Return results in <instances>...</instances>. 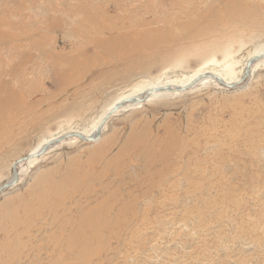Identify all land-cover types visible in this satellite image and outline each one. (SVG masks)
Segmentation results:
<instances>
[{"label":"rangeland","instance_id":"374dc122","mask_svg":"<svg viewBox=\"0 0 264 264\" xmlns=\"http://www.w3.org/2000/svg\"><path fill=\"white\" fill-rule=\"evenodd\" d=\"M86 1L111 16L96 25L103 35L73 13ZM0 19V84L16 96L0 126V187L16 160L47 140L90 135L133 90L204 71L241 81L264 49V0H0ZM18 170L0 195V243L14 256L2 264L54 263L81 212L109 194L127 212L88 264H264V60L238 88L208 80L128 105L98 141L68 139ZM59 183L67 201L38 215L32 204L12 228V211Z\"/></svg>","mask_w":264,"mask_h":264},{"label":"bare ground","instance_id":"6f19581e","mask_svg":"<svg viewBox=\"0 0 264 264\" xmlns=\"http://www.w3.org/2000/svg\"><path fill=\"white\" fill-rule=\"evenodd\" d=\"M84 2V1H83ZM234 2V1H233ZM245 4H246V1H243ZM92 4V3H91ZM90 3H88L87 1L85 3H82V4H79L77 5L76 9L73 11V13H78L80 14V18H81V21H80V26L87 31H94L95 32V35H103L104 32L102 29H99L96 25L98 22H101V21H109L111 19V16L107 13V10L104 8V7H95L93 5H91ZM236 5H239L238 4H235ZM242 5V4H241ZM71 13V12H70ZM74 15V14H73ZM70 17V16H69ZM131 18V17H130ZM1 21V19H0ZM129 21V20H128ZM124 22V21H123ZM122 22V25H125L126 24H123ZM131 22V21H130ZM129 22V23H130ZM4 23V20L3 22ZM7 24V23H6ZM5 24V26H7ZM11 24V23H10ZM50 24V23H49ZM52 24V23H51ZM78 24V25H79ZM54 25V24H53ZM11 26V25H10ZM14 26V25H13ZM51 26V25H50ZM49 26V27H50ZM80 26H77L75 29L76 32H79V31H83L82 28H80ZM9 27V26H8ZM53 27V26H52ZM16 29V27H15ZM74 29V28H73ZM112 31L115 32L116 31V25L113 24L112 26ZM14 30V29H13ZM38 31V30H37ZM13 32V31H12ZM16 32V31H15ZM36 32V31H34ZM41 32V31H39ZM3 34V32H1ZM5 33V32H4ZM9 33V32H8ZM17 33V32H16ZM14 33V35L16 34ZM88 33V32H87ZM205 33V31L203 32ZM11 34V32H10ZM9 34V35H10ZM31 34V33H30ZM89 34V33H88ZM87 34V35H88ZM19 35V34H18ZM34 35V33H33ZM1 38L3 39V35H0ZM30 36V35H29ZM8 37V36H7ZM32 37V36H31ZM35 37V36H34ZM10 38H13L10 37ZM36 38V37H35ZM15 39V37L13 38ZM20 40V36L18 38ZM38 40V38H36ZM9 40V39H8ZM7 41V39H6ZM10 41V40H9ZM41 40H38L36 41L37 45H39ZM3 42V41H2ZM18 42V41H17ZM19 44V43H18ZM18 47V46H17ZM16 47V48H17ZM22 54H24V52H22ZM259 54H264V49H260L258 51H256L255 53H253V57L254 56H257ZM25 55V54H24ZM251 56V57H252ZM204 74H214L215 76L221 78L225 84L227 85H232V84H236V82L240 81L237 80V81H231L229 79H227V77H225L224 75H221L220 73L216 72V71H204V72H196L195 74L191 75L189 78H186L185 80L183 81H180L179 83H168V84H165V85H154V84H149L147 86H142L141 88H137L135 90H133L131 93H129L127 96H124L122 98H120L119 100H117V102L119 103H122L124 102L125 100L129 99V98H134V97H143L142 94H147L149 91L151 90H155L157 88H162L163 86L164 87H167V86H173V85H178L177 87H184L185 85L187 86V84H189L190 82L192 83L193 80H195L197 77L199 76H202ZM226 75V74H225ZM233 77V75H232ZM234 79V78H233ZM208 80H212V81H215L213 79H205V80H202L201 82H199V85H201L202 83L204 82H207ZM1 90H4L6 92V95H0V126H6V124L8 123V119L6 118V115H5V110H7L10 106H11V103L13 102V100L16 98L15 96V93L13 92V89L9 88V86L7 84H0V91ZM170 94H174V93H154L151 95V98L152 97H155V96H158V95H162V96H165V95H170ZM116 102V103H117ZM115 103V104H116ZM118 103V104H119ZM113 104L109 111L106 112V114L101 118L99 124H97L95 126V128L92 130L91 133H89L90 135H92L96 130L97 128L100 126L101 122L105 119V117L110 114V110L113 108V106L115 105ZM117 105V104H116ZM130 106V105H129ZM115 108V107H114ZM113 108V109H114ZM112 112V111H111ZM118 112H116L115 114H117ZM114 114V115H115ZM112 115V116H114ZM111 116V117H112ZM1 129L0 128V132H1ZM86 135V134H85ZM90 135H86V136H90ZM59 138V137H58ZM56 139V138H54ZM54 139H50V140H47L45 141L41 146H39L38 148H36L32 153H30L29 155H34L36 153H38L45 144H47L48 142L54 140ZM175 140H176V148L178 150V147H179V143H180V136H176L175 137ZM168 145H173V142L172 140L170 139V137L167 136V138L165 139V141ZM164 153L166 152V150H168V147H164ZM97 150V149H96ZM102 149L100 150H97V153L98 152H101ZM96 153V152H95ZM163 153V154H164ZM28 156V155H27ZM122 156V155H121ZM21 159V158H20ZM19 160V159H18ZM17 161V160H16ZM15 161V162H16ZM14 162V163H15ZM13 163V164H14ZM112 165V162H109L107 167L108 166H111ZM86 169V168H85ZM78 170V169H77ZM88 173V172H86ZM154 173V171L151 172V174ZM69 174V173H68ZM65 176V175H64ZM66 176H69V175H66ZM72 177V176H71ZM67 178V177H66ZM68 179V178H67ZM11 180V179H10ZM9 180V181H10ZM61 180L63 181V179L61 178ZM64 182V181H63ZM69 182L71 184H76L77 181H73V180H69ZM63 184H54V185H50V187L48 189H46L45 191L41 192L40 194L38 195H35L33 196L34 200L28 205V208L31 207V209H27V208H24V207H21L22 209H20L19 211H12L13 212V220H12V228H14L17 224H19V222L21 221V218L23 215H33V213L31 214V212H33V208L36 207V210H35V214L38 215L36 212H43L45 210V208L47 207V203L49 200H54L56 201L57 203L60 202L61 205L63 202L67 201V199H69V193H66V194H62V195H59L57 194V192L59 190L60 187H62ZM75 186V185H74ZM61 189V188H60ZM89 193V192H88ZM55 202V203H56ZM32 204H36L35 207L32 206ZM54 205V204H53ZM58 205V204H57ZM51 206V204H50ZM49 206V209L52 211V212H55V210H53V206L50 207ZM56 206V205H55ZM27 207V206H26ZM33 207V208H32ZM57 207V206H56ZM49 210V211H50ZM114 210L116 212H114ZM46 211V210H45ZM44 211V212H45ZM83 211V210H82ZM134 211V210H133ZM62 212V211H60ZM64 212V211H63ZM62 212V214H63ZM127 212V209L125 208H115L114 207V202H113V199L112 197L110 196L109 194V197L106 196V199H104L103 201H100V203H98V205H96V207L94 206L93 208H89L83 212H81V219H80V223H78L77 225V228L73 231L72 229V232L70 231V234L65 236L66 238V242H67V245L63 246L64 248L62 249V247L60 245H58L57 247L60 248V250L58 251L57 255L55 256V259H54V263L51 262V264H62L63 261H67L65 260L66 259H69V260H72V262L70 261V264H88L89 261H90V258L93 254H95L97 251H98V241H99V238L101 236V234L104 232H107L114 224H116L118 222V220L120 218H122ZM8 213V212H7ZM6 213V214H7ZM39 213V214H41ZM66 213V212H65ZM9 214H11L9 212ZM34 214V216H35ZM59 214V212H58ZM10 216V215H9ZM8 217V216H7ZM37 218V216H36ZM65 218V217H64ZM9 219V218H8ZM11 219V218H10ZM65 220V219H64ZM4 221V220H3ZM63 222H67L66 221H62V224ZM79 222V220L77 221ZM61 224V225H62ZM77 224V223H76ZM20 226V225H18ZM63 226V225H62ZM26 227V225H25ZM61 227V226H60ZM126 227V226H124ZM21 229V228H20ZM63 229V228H62ZM71 230V229H70ZM62 231V230H61ZM65 231V230H63ZM17 232V231H16ZM66 232V231H65ZM69 232V231H68ZM14 233H15V230H14ZM12 234V233H11ZM64 234V233H63ZM62 235V234H61ZM56 236V235H55ZM61 237V236H60ZM18 237H16L17 239ZM63 238V237H62ZM16 239H13L16 240ZM11 240V239H10ZM19 240V239H18ZM17 240V241H18ZM13 241H10V242H13ZM16 241V243H17ZM4 242V241H2ZM6 242V241H5ZM61 242V241H60ZM15 243V241H14ZM15 245L18 246V243ZM58 243V242H57ZM20 244V243H19ZM59 244V243H58ZM7 246V245H6ZM9 246V245H8ZM7 246V247H8ZM20 246V245H19ZM8 248L11 249V247L9 246ZM14 248V247H13ZM58 248V249H59ZM0 249L3 253V256H2V259H1V264L3 262L4 259H12L14 256L11 255V253H9L7 255V252L5 251L6 248L4 247V244L3 243H0ZM15 249V248H14ZM14 249H11V250H14ZM57 249V248H56ZM18 250V248H17ZM63 250V251H62ZM55 252H57V250H55ZM4 257V258H3ZM20 258V257H19ZM5 261V260H4ZM8 263V262H7ZM68 263V261L66 262V264Z\"/></svg>","mask_w":264,"mask_h":264},{"label":"water","instance_id":"95a60500","mask_svg":"<svg viewBox=\"0 0 264 264\" xmlns=\"http://www.w3.org/2000/svg\"><path fill=\"white\" fill-rule=\"evenodd\" d=\"M262 60H264V54H259L257 56L250 58L246 64L245 71H244V74L241 78V81L239 83H236V84L227 85V84H225V82L221 78L215 76L214 74H204L202 76L197 77L195 80H193L192 83L188 84L187 86H184V87L167 86V87L157 88L155 90L149 91L147 94H145V93L142 94L143 97H141V98L140 97L129 98V99L125 100L124 102L117 104L115 106V108L112 110V112H110V114H108L105 117V119L101 122L100 126L97 128V130L92 135L86 136L85 134H83L81 132H71V133L65 134L59 138H56V139L48 142L47 144H45L43 146V148L38 153H36L34 155L31 154V155L25 156V157L17 160L13 164V167H12V170H13L12 175L13 176H12L11 180L0 187V195L3 194L8 189H11L14 186H16L17 183L19 182V170H18L19 164L42 157L51 148L59 145L60 143L66 141L68 139H79V140L84 141V142H96V141H98L101 138L102 131L105 128V126L108 123L111 116L114 115L116 112H119L120 110L126 108L128 105H141L144 102H146L147 100H149V98H151V95L154 93H183V92H186V91L192 89L193 87H195L196 85H198L199 82H201L202 80H205V79H213L218 84H220L224 87L230 88V89L238 88V86H240V84L244 83L245 81H247L250 78L253 66L257 62L262 61Z\"/></svg>","mask_w":264,"mask_h":264}]
</instances>
